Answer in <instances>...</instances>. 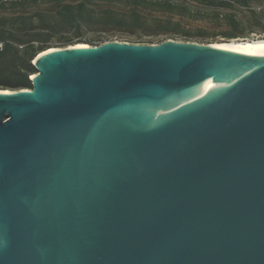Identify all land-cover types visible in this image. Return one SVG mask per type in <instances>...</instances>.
I'll use <instances>...</instances> for the list:
<instances>
[{
    "label": "water",
    "instance_id": "1",
    "mask_svg": "<svg viewBox=\"0 0 264 264\" xmlns=\"http://www.w3.org/2000/svg\"><path fill=\"white\" fill-rule=\"evenodd\" d=\"M0 90V264H264V55L107 42Z\"/></svg>",
    "mask_w": 264,
    "mask_h": 264
},
{
    "label": "rangeland",
    "instance_id": "2",
    "mask_svg": "<svg viewBox=\"0 0 264 264\" xmlns=\"http://www.w3.org/2000/svg\"><path fill=\"white\" fill-rule=\"evenodd\" d=\"M15 0H0V17L13 18L18 15L34 16V28L51 35L49 43L53 49L68 48L71 46H98L107 42H126L134 44H159L166 40L179 42H195L199 44H228L234 41H261L264 40V0H250V9L238 6L220 8L200 0H148V3L137 6V9L149 17L171 19L179 26L166 27H137L130 25H114L106 23L84 24L82 31L78 32L75 26L60 23L55 19L60 5L47 0L37 3L28 2L23 6H12ZM79 0H67V3L77 4ZM164 3H171L173 10L163 7ZM3 5V6H2ZM89 8L97 13L107 8L119 14H127L134 4L128 0H91L87 2ZM186 9L192 15L179 18V12ZM256 11L257 15L251 14ZM44 14V20L37 14ZM197 13L205 15L196 17ZM235 15L240 21L237 30L226 22L219 23L213 20V15ZM191 14V13H190ZM236 33L235 39L228 34ZM66 39L72 40V45L63 46ZM0 90L2 88L0 87ZM10 91V90H8Z\"/></svg>",
    "mask_w": 264,
    "mask_h": 264
},
{
    "label": "trees",
    "instance_id": "3",
    "mask_svg": "<svg viewBox=\"0 0 264 264\" xmlns=\"http://www.w3.org/2000/svg\"><path fill=\"white\" fill-rule=\"evenodd\" d=\"M37 3L39 0H15L12 6H23L28 2ZM60 5L56 12L55 19L60 23L75 26L78 32L82 31L84 24H114L118 26L130 25L137 27H166L180 25L173 23L171 19L160 17H149L140 12L137 6L148 3V0H128L134 4L130 13L119 14L111 8H107L100 13L95 12L87 5L91 0H79L77 4L67 3V0H47ZM205 3L228 8L238 6L240 8L250 9V0H200ZM3 6V5H2ZM163 7L173 10L171 3H164ZM191 13V14H190ZM254 16L256 11H251ZM192 15L186 9L179 12V18ZM196 17L205 15L197 13ZM44 20L42 13L37 14ZM34 16L18 15L13 18L5 16L0 17V87L2 90L19 91L32 89L31 78L36 73L33 62L41 53L53 49L49 46L52 39L51 35L34 28ZM213 20L228 23L233 30H237L241 25L235 15H222L220 13L213 15ZM230 39L238 36L236 33L228 34ZM71 39H66L63 46L72 45ZM76 44H74L75 46Z\"/></svg>",
    "mask_w": 264,
    "mask_h": 264
},
{
    "label": "bare ground",
    "instance_id": "4",
    "mask_svg": "<svg viewBox=\"0 0 264 264\" xmlns=\"http://www.w3.org/2000/svg\"><path fill=\"white\" fill-rule=\"evenodd\" d=\"M213 46L224 49V50H229L232 52L246 54L250 56L264 55V40L254 41V42L234 41L228 44H217Z\"/></svg>",
    "mask_w": 264,
    "mask_h": 264
}]
</instances>
